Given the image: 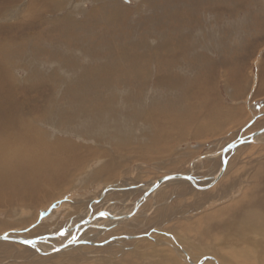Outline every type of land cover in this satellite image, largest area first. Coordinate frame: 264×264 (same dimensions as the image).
Here are the masks:
<instances>
[{
  "label": "rangeland",
  "instance_id": "obj_1",
  "mask_svg": "<svg viewBox=\"0 0 264 264\" xmlns=\"http://www.w3.org/2000/svg\"><path fill=\"white\" fill-rule=\"evenodd\" d=\"M55 1L58 7L55 11L39 16L40 22L48 23L43 25L42 29L46 36L51 33L55 37L59 30L72 24L74 26L68 28L74 29L72 41L69 44L58 41L46 43L29 38L25 39L26 46L13 42L11 47L2 46L1 50L6 52L3 58L8 65L7 72H10L11 82H8L12 93L25 96L26 116L29 118L30 110L36 113L35 117L43 118H31L39 136L51 142L58 139L78 141L82 147L84 145L99 151L106 150L107 157L99 159L101 162L93 159L88 165L84 164L81 173L87 172L82 176L86 179L85 186L81 187L83 184L78 180L77 184L72 182L70 187L61 190L66 194L62 195L58 191L57 198L36 212V222L24 230L30 231L40 225L41 220H47L57 210L60 214L67 215V206L69 207L71 200L80 196L84 199L96 196L108 185L119 186L126 183L147 186L155 179L172 173H187L198 157L214 154L228 146L227 144L235 142L241 135L249 137L264 128V93H257V88L260 87L258 76L262 74L264 67V0ZM197 7H202L203 11ZM9 43L11 41L7 40L4 44ZM175 48L181 50V55L177 56L178 52L175 54L177 57L171 60L174 62L171 65L173 69L169 70L168 74L161 73L167 76V79L169 76L173 77V86L158 84L155 76L156 65L159 64L155 63L168 65L167 60L172 57L166 51ZM133 55L138 59L146 58V61L143 59L142 63H129V56ZM152 62L153 68L149 70ZM117 72L122 73L124 80L117 78ZM130 76L134 78L131 85ZM8 82L6 80V83ZM33 85H40L41 88L42 85H47L51 87V91L47 96L38 98L31 93ZM76 98L80 99L79 102ZM85 99L88 102L86 106L82 103ZM34 102L38 106L41 105L38 110ZM99 103L109 108L94 114L93 111ZM215 111H225L221 114L222 117L219 116L222 120L210 122ZM170 113L174 118L183 119L188 131L186 137L181 140L162 143L156 138L160 132L167 130V125L170 124L161 127L157 118L161 115L169 116ZM228 113L233 114H230L234 118L231 117L233 122H226ZM150 114L152 117H149ZM109 120H113V123L103 125ZM201 124L215 131L217 129L218 132L212 136L208 135V131L204 132L205 134L202 132L200 137L195 138L194 133ZM248 142V145L239 146L240 148L229 156L227 171L218 186L203 191H197L190 183L163 186L162 191L151 198L144 208L145 213H152L145 217L146 221L151 220L144 228L139 226L140 224L137 229L135 226L122 227V224L128 222L108 225V231L101 239L94 240L91 244L86 241L83 243L95 249L120 239L122 242L116 245L122 247L113 250L119 254L114 255L109 249L105 253L99 250L92 252L93 256H85L82 261L77 260L79 255L76 252L70 259L57 256L37 261L35 256H26L30 261L25 263L150 264L154 259L161 260L162 257L169 260L167 252L158 256L159 250L173 252V247L168 243L156 246L158 237L164 236L156 232L161 230L168 233L163 239L168 238L170 244L173 243L172 238L179 241L178 249H184L179 252L183 260L181 255L185 256V251L192 255V258H186L188 262L184 261L185 264H221V258L227 256V250L234 249L227 247L238 243L232 240L231 234L207 236L200 235L196 230L182 231V228L187 225L194 227L196 221L210 209L215 210V206L223 205L215 204L219 201L217 196L220 195L219 190L222 187H230L229 185L238 179L248 178L246 187L254 182L252 177H255L264 165V137L256 139L255 142ZM211 160L204 159V162L197 166V178H209L216 172L219 173L217 170H220V159ZM222 165L223 168L224 163ZM98 172L101 174L95 175ZM74 186L76 189H73ZM113 193V196L120 195ZM142 193V190L135 193L134 200ZM234 195L239 194L231 193L228 199H236ZM128 196L125 195L126 198ZM126 198L113 200L114 203L120 200L115 208L116 213L126 211L127 207L121 203ZM157 208L164 210L157 213L159 216L154 214ZM0 219L7 220L8 223L6 217ZM158 220L161 223H157ZM75 221L70 223L71 226L76 224ZM10 222L14 221L9 220ZM96 227L99 228H94ZM20 228L3 227L0 234L22 233ZM116 229L121 230L112 234ZM168 229H175L177 233H169ZM217 237L219 241L216 240ZM237 239L239 240L238 237ZM184 241H187L186 244ZM202 247H213L219 252H205ZM239 247L245 246L242 244ZM148 252L151 258H147ZM52 254L55 255L49 253L45 257L53 256ZM11 256L12 258H2L0 264H25L22 261L24 256Z\"/></svg>",
  "mask_w": 264,
  "mask_h": 264
},
{
  "label": "bare ground",
  "instance_id": "obj_2",
  "mask_svg": "<svg viewBox=\"0 0 264 264\" xmlns=\"http://www.w3.org/2000/svg\"><path fill=\"white\" fill-rule=\"evenodd\" d=\"M55 2V0H0V217H6V219H8V223L7 220H4V222L3 219H0V231L3 230V227L5 228L8 226L16 227L17 229L18 227H21L19 230L22 231V233L0 234V238L2 237V239H0V261L5 257L12 258L11 255H14L15 258L24 256L25 259L22 260L24 261V263L26 261H30V259L26 258V256L29 258H33L35 256L38 259L37 261L57 256H63L65 259H70L71 257H73L75 252L77 253V255H79L78 257H76L78 258L77 260L82 261L85 260V256H93L92 252L94 251L102 250V252L105 253L107 249L111 250V253L114 255L119 254V252L113 250H115L114 248H118L121 246L116 245L120 244L118 242H122L120 241V239L119 241L115 239L116 242L106 244V246H104L103 248L95 247V249H93V246H87L83 243L86 241L87 243L90 242L91 244L94 240H99V238L101 239V236L107 233L108 225H117L122 222H128V224H122V227L135 226V229H137L138 224H140L139 226L144 228V225L149 223L148 221L151 220L148 219V221H146L145 217L152 214L150 211L145 213L144 208L147 207V204L149 200H151V198L157 196L160 190L162 191L163 186L165 187L169 184L185 185L190 183L197 191L198 189L199 191H203L205 189H208L209 187L212 188L218 186L222 183L223 177L225 176V173L227 171V160H229V156L233 152H235L236 149H239V146L248 145V141L251 140L252 142H255L256 139L259 140L260 138L264 137V133L257 135L256 133L258 131L249 137L241 135L235 142L229 143L230 145H232L242 140V144L238 147L230 148L228 149V151H225V148L227 147L225 146L214 154H206L203 155V157H198L193 162V164H191V168L187 173H181V175L191 176L192 181L186 178H175L158 185V182L162 178L172 175H178V173H172L170 175L157 178L148 184L146 183L147 186L137 184L129 185L126 183L125 185L123 184L119 186L108 185L99 194H97L96 196L93 195L94 197L88 196L84 199L80 196L79 198L76 197L75 200H71L69 203V207L67 206V208H69L67 215L64 213L60 214V212H58L57 210L47 220H41L40 222L42 223L40 225L31 228L30 231L27 229L24 230V228H27L36 222L38 218V215L36 216V212H39L42 207L48 206L51 201L57 198L58 191H60L62 195L66 194L62 191L67 187H70V184H72V182H75V184H77L78 180L83 184L81 187L85 186L86 179L82 176L87 172L81 173L84 164L88 165L93 159H98L97 162H101L99 161V159H105L107 157L106 150L99 151L93 148L86 147L84 145L82 147L78 144V141L70 142L69 139H58L56 142H51L48 139L39 136L37 129L31 122V118H33V120H40L43 118L39 116L35 117L34 115L36 113L30 110L28 118L25 113L26 110L24 109L27 107L24 104L25 96L21 95V93L19 96H16L14 93H12L11 85H9V82H11V78L9 76L10 72H7L8 65L3 58V55H5L6 52H4V50H1L2 46H4V48L11 47L13 46V43L26 46L27 43L25 39L29 38H32V40H43L46 43H48V41H52L53 43L58 41V43L63 42L69 44L70 41H72L71 39L73 38L72 35L74 29H71L72 31L68 30V28L74 26L72 24L65 29L63 28L59 30V34L55 35V37H53L54 35H52L51 33L46 36L47 34L42 29V26H46L48 23L40 22L41 18L39 16L49 13L50 11H55L56 8H58ZM199 8L200 7H197V9ZM16 24L17 26L15 27ZM37 30L39 31L37 32ZM34 32L36 33L32 34ZM28 34L29 36H27ZM79 37L77 39H79ZM7 40H10L11 43L13 42L12 45H9L11 43L4 44ZM36 44L38 45L39 43ZM180 51L181 50L179 48L166 51L172 57L167 60L168 65H162L160 62L155 63L159 64L156 65L157 74L155 76V79L157 78L158 84L173 86V77L171 78V76H169V79H167L168 77L164 76L161 73L167 72L168 74L169 70L173 69V66L171 65L174 62L171 60L177 56H180ZM176 53L177 56L175 55ZM143 59L146 61V58L139 57L138 59V57L135 55L129 56V63H133V61L141 62L143 61ZM151 68H153V62L151 66L149 65V70ZM138 69L141 70L142 68ZM262 69V74H259L258 76V80H260V87L257 88V93L260 94L264 93V67ZM116 75L118 79H123L122 73L117 72ZM126 76L128 78V75ZM6 80L7 82H9L6 83ZM132 80H134V78L131 77V80L129 82L130 85L132 84ZM136 80H138L137 75ZM142 80L139 81L143 82ZM118 84H120L119 80ZM42 87L43 88H41L40 85H33V87H31V93H33L34 96L38 98L47 96L51 91V87H47V85H42ZM119 89L120 87L118 88V90ZM79 100L80 99L76 98L77 102H79ZM82 103H84L86 106L88 102L85 99L82 100ZM34 104L36 103L34 102ZM39 106L41 105L39 104ZM39 106L37 107V110L40 108ZM97 106L98 107L96 108V110L93 111L94 114L101 110H106L107 108H109L103 106L101 103H99ZM224 112L225 111H222L220 113L215 111L214 117L210 118V122L215 123V121L220 120L221 118L219 116L222 117L223 115L221 114ZM230 114L231 113H228L229 117L226 122H233L234 118L230 116ZM167 115H161L157 118V123L161 127H166L167 123L170 125H167L168 129L164 130V132H160L156 139L158 141H161L162 143H165L166 141L171 142V140L176 141L185 138L188 129H186V127L184 126L183 119L174 118L172 116V113H170L169 116ZM149 117H152V114H150ZM101 123L103 124V121ZM112 123L113 120H109L106 124L103 125L106 126ZM221 125L219 126V128H221L222 131ZM200 127H197L194 133L195 138L200 137L202 135V132L203 134H205L208 131V135L211 136L214 135L215 132H218L217 129L215 131L211 127H204L203 124H201ZM215 127L217 126L215 125ZM229 144L227 145L229 146ZM216 158L221 160H219L218 162L220 170L217 171L219 173L216 172L214 176L211 175L209 178L203 177V179L197 178L195 176L197 166L201 165L204 162V159L215 160ZM223 163L224 167L222 168ZM99 174H101V172H98L95 175ZM252 178V181L254 182L251 183V185H247L249 187H246V184L249 183L248 178L247 180L238 179L230 184V187H222L221 189L220 187H217L218 190L220 189V195L217 196L219 201H217V203L215 204L223 205L221 207H219V205L215 206V210L213 208L210 209V211L203 215V217L199 219V221H196V225H194V227H190L189 225H187L182 228V231L184 230L187 232H192L196 230L200 235L202 234L207 236L210 234L218 236L221 233L231 234L232 240L238 243H233L230 247H227L234 249H230L229 251L227 250L228 253L226 257H220L223 260L221 264H229L230 262L231 264H264V254L260 253L264 252V165L261 171L257 172L255 174V177ZM75 186L73 187V189L75 188ZM139 187L140 189H138ZM80 188L78 190H80ZM140 190H142L143 192L142 195L137 200L136 198L134 200V197L136 195L135 193H138V191ZM233 191L239 194L238 196L234 195V197H237V200L228 199L230 198L231 193L235 194V192ZM113 192L120 195L113 196ZM126 194L129 195L128 198L125 197ZM110 195L112 197H110ZM161 197H163V194ZM116 198H126L121 202L122 205L127 207L125 212L120 214L115 212V208L120 202V200H117L114 203L113 200H115ZM109 201L112 202L110 203ZM43 202L45 203L43 204ZM228 202L231 203L228 204ZM45 204L47 205L45 206ZM108 204L109 206H107ZM162 211L164 210L157 208L154 214L156 215L157 213H160ZM74 219L78 220L75 221ZM9 220H13L14 222L9 223ZM73 221H75L76 224L71 226L70 223ZM157 223H161V221L158 220ZM95 226H98L99 228H94ZM100 227L102 228L100 229ZM120 230L121 229H116L112 232V234H115ZM23 231H25V233H23ZM167 231L169 233H171L172 231L176 232L175 229H168ZM156 232L161 233V235L164 236L168 234L165 232H161V230H157ZM164 236H157L158 240H156L157 242H155L156 246H164L168 243L173 247V252H170V250H164L165 252H160L159 250V254L158 252H153V254H158V256L162 254L164 255V253L167 252L166 254L169 257V260L162 257L161 260L154 259L155 261H151L150 264H185L184 261L188 262L186 259L187 257L192 258V255L185 251V256L183 254L181 255L184 257L183 260V258L179 256V252L184 251V249H182L181 247H179L178 249V246H180L179 241L175 240L171 236V238L173 239V243L171 242L170 244L168 242V238L163 239ZM237 237L239 238V240L237 239ZM201 238L203 239V237ZM216 240L219 241L218 237ZM242 244H244L245 247H239ZM204 250L205 252H219L213 247ZM49 253H55V255L52 254L53 256L49 255V257H45V255ZM40 255L43 256L40 257ZM147 258H151L150 253ZM97 260L98 258L96 259V261ZM182 260L183 263L181 262Z\"/></svg>",
  "mask_w": 264,
  "mask_h": 264
},
{
  "label": "water",
  "instance_id": "obj_3",
  "mask_svg": "<svg viewBox=\"0 0 264 264\" xmlns=\"http://www.w3.org/2000/svg\"><path fill=\"white\" fill-rule=\"evenodd\" d=\"M262 133H264V129H262L261 131H258L256 134L259 135V134H262ZM256 134H255V135H256ZM242 142H243V141L241 140L240 142H237V143H234V144H232V145L227 146V147L225 148V151H228V149H230V148H236V147H238L239 145L242 144ZM175 178H179V179H180V178H186V179L192 181V177H191V176H186V175L178 174V175H172V176H167V177L162 178V179L158 182V185H159L160 183H163V182H166V181H168V180L175 179ZM0 239H2V237H1Z\"/></svg>",
  "mask_w": 264,
  "mask_h": 264
}]
</instances>
